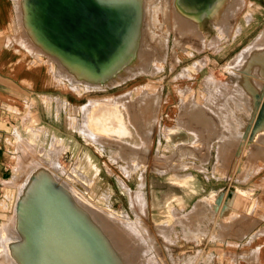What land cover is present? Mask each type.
<instances>
[{"label": "rangeland", "instance_id": "1", "mask_svg": "<svg viewBox=\"0 0 264 264\" xmlns=\"http://www.w3.org/2000/svg\"><path fill=\"white\" fill-rule=\"evenodd\" d=\"M11 1L14 10L12 27L15 31V40L23 46V51L34 62L44 64L61 83L49 91V95L46 93L41 95L42 100L38 101V107L32 108L34 104L28 103L17 116L18 124L14 127L13 136H9L6 158L0 167V225L14 213L20 190L29 184V179H32L31 182L46 171H52L57 174L59 172L63 180L64 176L58 170L69 171L76 168L91 179L87 191L89 200L100 207L113 210L117 215L141 219L137 229L141 236L134 239L132 236L129 238L132 242L127 244L130 250L133 246L134 257L141 262L215 264V260H212L213 253L229 248L226 240L230 234V216L235 211L229 205L231 189H251L257 184L256 180L264 170L263 166L252 167L246 164V146L250 144L255 148L264 142V133H261L264 132V115L261 114L259 107L252 105L256 94L264 93V87L261 88L264 84L261 77L264 76L251 72L253 69L249 75L246 70L249 63L243 65L244 67L237 66L233 69L228 67L237 57L236 51L240 46L234 33L236 22H241L242 14L249 10L243 5L245 0L240 7L238 6L240 10L237 9L231 19L229 18L231 20L229 34L222 36L215 45H211L210 41L218 31L206 16L199 25L203 38L189 20L184 21L186 22L184 24H187L185 29L179 30L177 20L182 14L179 12L178 0H144V3L136 0L138 2L136 4L135 0H132L134 2L125 0L119 7L123 6L122 9H125L127 5L125 12L127 16L131 15L130 18L132 22L134 21L132 25L136 23L138 31H133L136 33L134 42L140 40L142 48L147 49L146 40L153 42L159 35V39L169 35L165 44V58H152L148 70L139 72L121 84L115 86L102 84L98 88L88 90L81 81L77 83L80 90L73 88L71 78L74 75L62 67L66 65L60 64L47 53H41L28 42L30 40L23 34L24 28L18 15L21 0ZM100 2H103L102 4L107 2L106 5L110 3L108 0ZM168 13L170 16H167ZM144 17L147 20L143 19ZM149 33H152L151 37ZM141 39L145 42L143 43ZM198 60L204 62L200 69L194 68ZM210 75H213L218 83L215 85L217 91L212 94L210 91L213 90V86H207V78ZM252 79L255 82H262L261 85ZM220 88H227L235 93V99L220 96ZM105 98L112 100L110 108L118 112L121 110L119 113L125 124L130 126L131 131H136L144 141L140 142L143 144L140 146L143 147L137 149L134 154L137 160L143 161L138 168H124L128 163V150L130 147L136 149L130 144L135 143L130 141V146L127 145L126 149L122 150L120 144L114 145L113 139L105 138L104 143L100 145L83 133L82 127L85 122L83 105L90 99L104 103ZM240 109L250 111V117L238 118L237 116H243ZM70 113L73 115L68 118ZM243 134H249L253 140L243 137ZM117 140L120 141L119 138ZM224 142L228 145L236 144L239 146L238 153L243 152L242 155H238L237 166H234V169L228 165L223 167L215 165L216 159L221 155L220 146L224 145ZM28 144L31 148L27 147ZM55 144L58 146L57 149H53ZM114 150H120V157H113ZM232 151L225 149L224 154ZM142 152H147V157H141ZM164 168L168 170H160ZM245 168L253 169L254 181L233 182L227 178L236 170ZM219 172L227 176L226 180L219 179ZM26 177L28 181L25 180ZM125 186L132 192L143 190L146 201L143 208L139 206L135 197L131 198ZM220 188L223 192L228 190V196L226 193L221 195L215 193L214 198H202ZM171 194L175 198L171 199L172 196H169ZM246 199L243 197L237 203L235 208L238 209L235 214L244 215L247 209ZM195 207L197 209L194 211ZM160 208L165 212L171 210L167 215L165 212H159ZM175 209L179 211L178 214H174ZM188 228L190 230L195 228L196 234L188 232ZM9 261L5 251L1 249L0 264L4 262L9 264Z\"/></svg>", "mask_w": 264, "mask_h": 264}, {"label": "bare ground", "instance_id": "2", "mask_svg": "<svg viewBox=\"0 0 264 264\" xmlns=\"http://www.w3.org/2000/svg\"><path fill=\"white\" fill-rule=\"evenodd\" d=\"M243 1L178 0L177 5L180 14H182V17L177 20V24L180 25L179 30L185 29L187 24H184L186 23L184 21L189 20L200 34V37L203 38V32L199 25L202 18L206 16L218 31V34L210 41L211 45H215L222 36L229 34L230 17L236 13L235 11L239 9L238 6ZM122 2H125V0H108V5H106L107 2L102 4L103 2L101 3L100 0H21L18 15L24 28L23 34L30 40L28 42L41 53H47L60 64L66 65L62 67H65L74 75L71 78L73 88L80 90L77 83L81 81L85 84L84 88L88 90L98 88L102 84H108V86L121 84L128 78L136 76L139 72L148 70L152 58H165V44L169 35L160 39V35L159 37L156 36L159 39H157L158 41L150 42V40H146L148 48L143 49L140 40H138L139 43L137 40V42H134L136 33L134 34L133 31H138L136 23L132 25L134 21L132 22L131 15L130 17L127 16L125 12L127 5H125V9H122L123 6L119 7ZM128 2L130 3V1ZM136 2L135 0L134 3L136 4ZM138 2L144 3V0H138ZM139 5L141 4L139 3ZM156 8L158 9V6ZM129 12H131V9ZM132 13L134 12L132 11ZM169 13L167 16H170ZM139 22H141L140 19ZM248 63V68H246L248 74L253 69L251 72L254 71L259 76H264V30L253 42L240 51L228 67L233 69ZM203 65L204 62L198 60L194 64V68L200 69ZM253 76L255 75L253 74ZM256 82L259 83V81ZM261 83L259 84L261 85ZM216 84L218 83L214 76H208L207 86H213V90L210 91L211 94L217 91ZM262 87H264V84ZM219 90L220 96L235 99V93L230 92L227 88H220ZM103 101L104 103H101L90 99L83 105L85 112L83 133L100 143V145L104 143L103 139L105 138L113 139L115 141L113 142L114 145L116 143L120 144L122 150L123 148L126 149L130 141L135 143L130 144L134 145L136 149L130 147V150H128V163L124 165V168H138L143 161L137 160L134 154L137 149L143 147L140 146L143 145L140 143L143 140L140 139L136 131H131L130 126L125 124V120L119 113L121 110L118 112V110L114 111L112 107L110 108L109 104L112 103L110 98H105ZM254 101H251L253 107H259L261 114L264 115V93H257ZM196 120L198 119L196 118ZM244 136L251 141L253 140L249 134H243ZM18 138L20 139V136ZM27 147L31 148L29 144ZM57 147L55 144L53 149H57ZM141 154V157H147V152ZM113 157H120V150H114ZM160 170L166 171L168 168ZM58 171L62 172L60 174L64 176L63 180H61ZM58 171V174L46 171L43 175H36L37 179L35 178L31 182L32 179H29V184L24 189H19L20 193L14 213L6 222L0 225V250L5 251L7 258L10 259L9 264H145L136 256L134 257L135 253L131 244V250L127 247V244L132 242L129 238L133 236L134 239L136 236H141L137 231L141 219H131L125 215H117L113 210L100 207L89 200L87 191L91 179L84 172L78 171L76 168L69 171L65 169ZM125 187L131 198L135 197L139 206L143 208L146 203L143 190L139 189L132 192L130 188ZM235 190V188L231 189L230 206H232L231 202L234 200L232 195ZM169 196H172L171 199L175 198L172 194ZM166 201L168 202V200ZM196 209L195 207L194 211ZM168 211L165 212L163 208L159 210V212H165L167 215ZM173 211L174 214L179 213L176 209ZM196 229L190 230L188 228V232L195 235Z\"/></svg>", "mask_w": 264, "mask_h": 264}, {"label": "crops", "instance_id": "3", "mask_svg": "<svg viewBox=\"0 0 264 264\" xmlns=\"http://www.w3.org/2000/svg\"><path fill=\"white\" fill-rule=\"evenodd\" d=\"M243 5L249 10L242 14L241 22H236V29H238L234 34L235 39H238L237 44H240L236 56L264 30V0H245ZM258 11L261 14L257 13ZM13 12L11 0H0V167L3 166L6 158V145L10 140L9 136H13L14 127L18 124L17 116L28 103L34 104L31 106L32 108L38 107V101L42 100L41 95H49L48 92L54 90L58 83H61L44 64L34 62L23 51V46L15 40V31L12 27ZM240 110L243 116H237L238 118L245 117L247 119L250 117V111ZM70 115L73 114L70 113L68 118ZM229 145L224 142V145L220 146L221 155L216 159V166L228 165L232 168L237 166V157L243 152L238 153L239 146L237 147L236 144L230 143ZM225 149L233 150L235 153L232 151L229 154H224ZM246 149V164L252 167L254 165L264 167V142L255 148L253 145H248ZM261 172L256 180L257 184H254L251 189H236L232 195L234 200L231 205L235 211L238 209L235 206L243 197L247 198V209L244 215L243 213L235 214L234 211L236 216H230V234L226 240L229 248L213 253L212 260H215V264H264V170ZM254 176L252 168L236 170L229 177L219 172L220 180H226L227 177L233 182L254 181ZM221 190V188L215 190L212 194L202 198H214L215 193L227 194L228 190L225 192Z\"/></svg>", "mask_w": 264, "mask_h": 264}]
</instances>
